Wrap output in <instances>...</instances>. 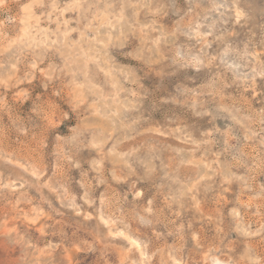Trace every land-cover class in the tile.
<instances>
[{"label": "rangeland", "instance_id": "rangeland-1", "mask_svg": "<svg viewBox=\"0 0 264 264\" xmlns=\"http://www.w3.org/2000/svg\"><path fill=\"white\" fill-rule=\"evenodd\" d=\"M0 264H264V0H0Z\"/></svg>", "mask_w": 264, "mask_h": 264}, {"label": "bare ground", "instance_id": "bare-ground-1", "mask_svg": "<svg viewBox=\"0 0 264 264\" xmlns=\"http://www.w3.org/2000/svg\"><path fill=\"white\" fill-rule=\"evenodd\" d=\"M161 32V31H160ZM41 41V40H40ZM105 93V92H104ZM225 116V115H224ZM135 244H136V242H135Z\"/></svg>", "mask_w": 264, "mask_h": 264}]
</instances>
